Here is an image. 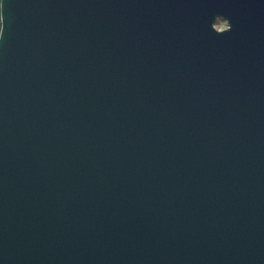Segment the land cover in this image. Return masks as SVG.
Instances as JSON below:
<instances>
[{
    "label": "water",
    "instance_id": "95a60500",
    "mask_svg": "<svg viewBox=\"0 0 264 264\" xmlns=\"http://www.w3.org/2000/svg\"><path fill=\"white\" fill-rule=\"evenodd\" d=\"M0 15V264H264V0Z\"/></svg>",
    "mask_w": 264,
    "mask_h": 264
},
{
    "label": "snow or ice",
    "instance_id": "6c2138e0",
    "mask_svg": "<svg viewBox=\"0 0 264 264\" xmlns=\"http://www.w3.org/2000/svg\"><path fill=\"white\" fill-rule=\"evenodd\" d=\"M4 0H0V6L3 5ZM4 34V23H3V17L0 15V39L3 38Z\"/></svg>",
    "mask_w": 264,
    "mask_h": 264
},
{
    "label": "flooded vegetation",
    "instance_id": "af4514ba",
    "mask_svg": "<svg viewBox=\"0 0 264 264\" xmlns=\"http://www.w3.org/2000/svg\"><path fill=\"white\" fill-rule=\"evenodd\" d=\"M222 26H221V29H225V27H226V25L225 24H221Z\"/></svg>",
    "mask_w": 264,
    "mask_h": 264
},
{
    "label": "rangeland",
    "instance_id": "374dc122",
    "mask_svg": "<svg viewBox=\"0 0 264 264\" xmlns=\"http://www.w3.org/2000/svg\"><path fill=\"white\" fill-rule=\"evenodd\" d=\"M221 26H222V25L220 24V25H219V26H217V27H218V28H221Z\"/></svg>",
    "mask_w": 264,
    "mask_h": 264
}]
</instances>
